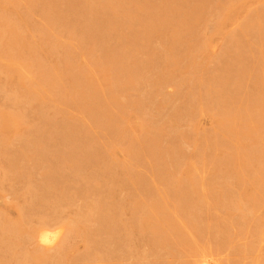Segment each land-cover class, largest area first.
Instances as JSON below:
<instances>
[{
	"label": "rangeland",
	"instance_id": "374dc122",
	"mask_svg": "<svg viewBox=\"0 0 264 264\" xmlns=\"http://www.w3.org/2000/svg\"><path fill=\"white\" fill-rule=\"evenodd\" d=\"M81 1L82 0H0V60L2 61H0V85L3 84L2 88L5 87V90H1L0 87V167L4 168H2L3 170H0V223L2 222L0 225H3V217H5L7 220L18 219L20 217V212H17V210L19 211V207H23L24 211L26 212V216L22 220V224L24 223L23 225L26 226L33 221V214L36 212L45 213L54 209L60 210L61 212L65 213L64 216H67L70 215V213L80 204L82 205L85 203L89 205L88 208L89 210L91 208L90 212L93 213H91L92 217L89 221L90 231L88 233V241L87 245H85L84 243H81V241H83L81 238H75V240L77 239L76 242L74 240L71 246L72 249L71 247L69 249L71 251L73 250L72 254L71 251L68 254V257L71 258L69 262L70 264H89L91 256L88 255V252L94 254L95 256L99 254L102 255L104 252L112 254L110 257H106V255H104V259L100 264H127L134 260L135 255L143 252L145 255L146 253L147 255H150L152 253L159 252H161V255H164V241H169V239H164L163 236L155 234V231L160 228L162 224L155 219L144 224L142 223V220H138L135 215V211L139 208H142L146 202H150V198H156L140 197L143 193L141 179H144L145 181L148 180V182L151 184L153 182L152 185L154 186L152 187H155V191L160 186V191L157 190V192L162 193L163 196L166 195L163 191L164 182L161 183L159 179H156L158 178V174H156L154 170H151L150 165H148L149 163H146V158H149L150 161L152 160L151 163L153 165L161 164L163 166H168L167 150L168 146L172 142H181V147L184 146V148L187 150L193 149L194 144L196 145L194 147L204 151L203 153L205 154L204 162L201 161L204 166L203 164L199 163L197 166L200 168L198 167V171L195 172H199V176L205 174L203 175L205 176V179H212L213 176L211 175L209 165L212 163L213 168L222 167L224 165L222 155H226L227 152H232L233 156L232 159H230V164L233 167H241L244 165V163L242 162L243 160H239V157L236 155V151L239 149L238 147H240L239 150L242 149V152H255L259 149V142H256L254 139L244 138L243 141H240V145H238L237 140H235V135H230V141L225 139L222 135L227 134L229 128L228 126L235 125L233 114L240 112L242 115H245L246 110L244 108L246 106L248 109L253 108L252 106L256 108L257 106L261 108L264 107V91L260 92V83L255 84L256 74L260 80H264V72L262 74L261 71L264 65V57L262 61L261 58H258L259 49L255 47L263 43L264 49V30L259 35L252 34L250 32H245L243 34L240 33L239 38L230 43L227 42L226 39H222L223 41H221V36L223 35L224 31H230V29L232 30L235 27V24L238 25L237 22L243 18L248 9H250V11L248 10L249 14L244 19L247 21H253L255 23L258 22L262 17L261 14L258 15V11L264 8V4L261 5L258 3V1L264 3V0H243V2L233 4L234 6L232 5V7H230L232 12H229L228 9L226 10L228 14L226 12L223 14V18L221 19L222 25H220L222 26L220 28L221 31L216 35L213 34L214 31H212L213 29L211 23L209 24L211 15L209 13L210 10H208L210 3L214 2L215 0ZM193 1L194 3H192ZM29 3L31 4L30 6ZM90 4H104L107 10L101 9L99 14L96 12L89 16L85 14L84 10H79V12L74 11V13H72L70 9H65L67 5ZM158 4H160V6ZM254 5H257L256 9V6L254 7ZM233 7L235 8L234 10ZM112 8L115 10H112ZM229 13H232V15L229 16ZM206 16L210 18L208 19ZM142 18L146 21L141 20ZM195 19L196 21H194ZM11 20L12 22L10 23ZM240 21L242 22L244 20ZM44 24L49 25L50 27L46 28ZM27 28L34 32L33 34L36 39L39 37L42 38H39L40 42L38 45L35 44L31 36H28L27 42L22 41L21 35ZM40 29L43 30V33L41 34L38 32ZM48 29L56 34L59 39L73 38L74 42H76H72L71 44L66 43L67 53L69 52L72 57V61L69 62V64H62V53L58 52L57 50H55L56 52L47 51L46 54H40V47L42 45L51 43L53 40H55V38H57L54 37L51 31ZM205 29L208 30L206 31ZM233 30L238 31L237 26ZM189 31L194 33V39H197L195 36L197 34L200 35V37L203 36L202 38L204 40L206 38L208 39L205 40L207 41V48L205 50L206 52H204L203 58H196L198 61L206 60L207 62H204L206 64V68L205 65H202L199 69H193L190 66L189 60L186 59L187 43L185 41L188 42L189 40ZM199 32L204 34H199ZM79 36H82V38ZM99 36L109 39L106 49L109 51L114 49L115 54H113V56H109L106 53H98L93 48L90 49L92 46L91 41L94 39L93 37ZM115 37H118L116 39H121V43L119 45L115 44ZM14 39H16V43ZM65 40L63 41L65 42ZM63 41L59 40L58 42ZM226 46H229V48L228 51L224 53L222 59L220 61L215 60L213 62V58L211 59L212 54H216L213 55L214 57L217 56ZM93 52H95V55H92ZM245 53L248 54L247 59L250 65L243 67L241 59L246 57ZM84 57L86 58L84 59ZM251 58L254 60H250ZM4 59H6V61ZM17 59L19 61L16 62V65L13 62ZM81 59L85 60L86 62ZM211 60L213 64L211 68H209L208 62H211ZM256 61L258 62L255 64V66H253ZM50 65H54V67L57 68V77L54 75V73L50 74L45 72L44 75L40 77V83L34 82V86L30 88L29 92L25 93L23 86L26 84L29 85V82L32 80L30 77L33 75L37 78L38 74L40 75L41 70L46 69ZM93 66L94 69L92 68ZM135 69L142 71L143 74L146 75V77L150 80L154 79L156 74L161 73L165 78L167 77L170 79L179 80L178 83L180 84V86L177 84L175 88L171 87L170 83L166 82V80L160 84L161 96L154 99L153 101H150L149 104L147 103L149 108L146 110L145 120H147L152 128H149L148 133L145 132L142 134L140 130L142 118L139 108L134 107L131 101H126L124 99V95L130 91L128 86V77L135 72ZM77 70H81L84 77H87L90 81H92V85L96 88L95 92L86 88V85L84 86L74 77V74ZM112 73L114 74L112 75ZM50 81H53V83H50ZM140 84L142 87H144L146 82L141 79ZM110 86L112 89L111 92L116 100L110 99V95L108 94V102H105L103 94ZM227 87H237L240 92L239 94L230 93L231 95H229L225 93V89ZM8 90L10 92L13 91L15 95L18 96L19 103H11V100L9 99L10 96L7 95ZM181 91L183 93H181ZM184 95L186 97H183ZM54 103L55 105H52ZM14 105H17V107H14ZM199 105H201L202 109L204 108L203 111ZM39 106L41 108H38ZM106 110L112 113V115L109 117L106 116L107 118H105L102 114L103 111L105 112ZM6 112H8L7 115ZM128 113H130V116ZM226 116H230L229 121L225 122L224 127H220V125L216 123V120L225 118ZM95 118H99V122L105 124L108 122L113 123L114 120H117L118 118L124 121L123 123L125 128L130 134H132L130 135L132 137V141L130 140L129 145H122L117 141L109 144L107 146V149L109 148L107 153L110 152V150L112 151L109 153L107 158L110 157V159H115L122 165H130L132 163L133 169L140 175L139 180L134 179V183L129 182L124 184V186L119 181V177L113 179L95 176L90 178L87 183L82 182L76 184L75 175L78 174L79 176H84L93 167V157L92 155H89L90 151L87 152L84 144H93L95 142L104 144V141L107 140L106 134L102 132L100 125L97 124ZM84 119L87 121L85 122ZM63 120L67 123H78L76 128L82 129L84 131V135L81 136L75 132L73 133L71 130L61 131V128L59 127L61 121L63 122ZM127 120L129 124L127 123ZM129 125L132 127L131 129L135 131L137 136L134 134V131L130 129ZM247 126H249L248 121ZM171 128L180 133L179 138L176 137L174 139L173 134L170 132ZM195 128H199V131L196 129V131L199 133H196L197 135L195 134ZM207 128L210 129V131ZM214 129L218 131V133H216V131L214 132ZM203 132L205 136L203 135ZM148 138H150V140ZM100 140H102V142ZM150 142H152L151 144L154 146V151L159 153L158 158L155 157L154 152L149 151L148 147H146V143ZM235 143L237 144L236 146ZM117 147L121 151L118 150ZM236 147L237 150H235ZM125 148L130 150L133 159L136 157V155L138 157L140 156L142 159V162H140L141 164H133V159L130 158ZM141 148L144 149L142 150ZM122 158H124L123 161ZM124 160L127 162H124ZM121 169H119L120 173L122 171ZM65 172H69L70 177L73 175L74 177H72L70 181L62 182L60 181L59 175H62ZM148 174L151 178L148 176ZM52 177L54 178L53 180H51ZM251 178V174L246 175L245 181H247L243 183L245 184L244 187L243 184L235 186V188L237 187V190L241 194L240 197L242 196L240 198L241 201L243 203H247H244L243 205L244 207L246 204V208L250 205V197H248V195L245 193L251 192L249 185ZM27 187L48 189L50 191V196L52 193L59 194L60 192H65V195L63 197H23L21 193ZM219 189V185L216 184L213 187V191L216 192V195H209V190L205 193L206 196H208L201 198V200H203L202 206L204 209H209L211 204V207L215 208L212 209L210 207V210H208L210 215L214 217H218L223 214L219 207L220 205L218 204H220L221 200H224L225 197L219 198V194L217 195V193H219ZM108 192H111L113 197H108ZM6 193H9L8 196ZM163 196L156 199L163 203L167 198V196ZM172 197L173 196L170 194V196L166 199L169 207L167 208L168 210H166L165 215H168L172 218L176 215L178 219H182V207H184L183 202L187 197H173V199ZM131 198H133V200H131ZM238 198L239 197H230L231 201L234 202V205L238 203ZM205 199L211 200H209L210 202H205ZM111 203L114 205L112 206ZM206 204H208L209 207L206 206ZM216 204L217 206L213 207ZM238 204L240 205V203ZM262 204L260 203V206L258 205L259 207L256 206V209L258 208L257 210L253 208V210H251L253 213L251 214L253 216L250 214L249 217L252 216L257 218L260 215V217H264V207ZM175 206L178 210L176 214ZM217 207L218 212H215ZM259 209L261 212H259L257 215L256 213ZM169 210L173 211L174 215ZM187 210H189V208H187ZM215 213L219 214L216 215ZM178 219L177 221H179ZM204 219L205 222H207L208 219L206 217ZM103 221L111 223V226H106L104 228L101 227V223ZM122 223L130 225L126 237L120 236V234L125 232L124 227L126 226ZM233 234L234 233H232L230 237L233 238L232 242L235 241L234 248L237 247L240 251H242L244 248V246L242 247V245H244L243 243L249 242V234H245L244 232L235 233L234 236ZM242 234L245 235L241 237ZM1 236L2 230L0 228V238ZM239 239H243V243H240L241 241H239ZM97 243H102V245L97 247ZM238 243H240L239 247ZM84 245L86 247H84ZM1 247L0 264L6 261V252L8 251L6 249V252H4L5 250L3 249L5 248L3 245ZM175 247L178 249V247L175 245L172 247L171 253H176V251L173 250ZM145 248H147L146 251L144 250ZM263 248L264 246H262V251L264 250ZM88 249L90 251H88ZM168 249L171 250V247H168ZM262 251L259 253L260 256ZM172 255V258L169 257L167 260L170 262L166 264H178V260H176L177 254ZM263 256L264 255H262V257ZM77 257L80 259L76 260ZM244 259L245 258L242 256L238 257L236 263L239 264L241 262L240 264H248L249 260L244 261ZM200 264H210V261H202Z\"/></svg>",
	"mask_w": 264,
	"mask_h": 264
},
{
	"label": "bare ground",
	"instance_id": "6f19581e",
	"mask_svg": "<svg viewBox=\"0 0 264 264\" xmlns=\"http://www.w3.org/2000/svg\"><path fill=\"white\" fill-rule=\"evenodd\" d=\"M50 1H52V0H50ZM81 2H83V0ZM239 2H243V0H215L214 2L210 3V5L208 7L209 8L208 10H210L209 13L211 15L210 16L211 19H210L209 24L211 23V26H212V29H213L212 31H214L213 34L216 35L218 32L221 31L220 30V28L222 27V26H220V25H222L221 24V19L223 18L222 16H223V14H225L226 10L229 9V12H230L231 11L230 10V7H232L233 4H236V3H239ZM32 3H33V1H32ZM192 3H194V1ZM258 3H260L261 5L264 4V3H261L260 1H258ZM22 5H24V4H22ZM30 5L31 4L29 3V6ZM41 5H43V4H41ZM158 5L160 6V4H158ZM257 5H259V4H257ZM257 5H254V7L256 6L255 9L257 8ZM48 6H49V4H48ZM3 9H5V8H3ZM44 9H45V7H44ZM65 9H70L72 13H74V11L75 12H79V10L80 11H83L84 10L85 14L86 15H89V16L92 15V14H94V13H96V12L99 14V12L101 11V9L107 10L106 9V6L104 4H100V5L99 4H90V5H67V7H65ZM196 9H197V7H196ZM234 9L235 8L233 7V10ZM112 10H115V9L112 8ZM248 10L250 11V9H248ZM248 10L246 11L247 14L245 13L246 15L244 14L243 18L240 19V20H244V21L241 22L239 20L240 23L238 21L237 22L238 25L235 24V27L234 28H236V26H237L238 31L233 30L234 28L232 30L230 29V31L229 30L228 31H224L223 35L221 36V41H223L222 39H226V41L230 43V42H232L234 40H237L239 38V34L240 33L243 34L245 32H250L252 34H258L259 35V34H261V32H263V30H264V8H262V9H260L258 11V15L261 14L262 17L256 23L253 22V21H247V20L244 19L249 14L248 13L249 12ZM32 12H33V10H32ZM98 14H97V17H98ZM195 14H197V13H195ZM230 15H232V13L231 14L229 13V16ZM146 19H147V17H146ZM141 20H144V19L142 18ZM200 20H201V18H200ZM144 21H146V20H144ZM194 21H196V19ZM11 22H12V20L10 21V23ZM44 26L46 28H49L50 27L49 25H46V24H44ZM95 26H97V25H95ZM195 26H196V24H195ZM73 27H71V28H73ZM63 28H65V27H63ZM208 29H205V30L207 31ZM36 30H38V29H36ZM67 30H68V28H67ZM49 31H51V30H49ZM38 32L41 34V33H43V30L40 29ZM203 32H204V30H203ZM33 33L34 32H32L29 28H27L22 33V35H21L22 41L23 42H27L28 41V36L29 37L31 36L32 37V40L35 42V44L38 45L39 42H40V40H39L40 37L36 39ZM51 33L53 34L54 37H57V35L54 34L52 31H51ZM192 33L193 32L189 31V33H188V35H190L189 40H188V42L185 41L187 43V56H186V59L189 60L190 66L193 69H199L202 65H205V68H206V64L204 62H207V61L206 60H204V61L203 60L202 61L199 60L198 61V60H196V58H199V59L200 58H203L204 52H206L205 50L207 48V41H205V40H208V39L206 38L204 40L202 38L203 36L200 37V35H198L197 33H196L197 35H195L197 37V39H194V33L193 34ZM199 34H202L203 35L204 33H200L199 32ZM164 36H165V34H164ZM80 38H82V36ZM93 38L94 39L91 41V45L92 46L90 47V49L93 48L98 53H103V54L106 53L109 56H113V54H115V50L114 49L112 51H109V50L106 49V45H107L109 39H107V38H105L103 36L102 37L101 36H99V37H93ZM116 38H118V37H115V41H116L115 44L116 45H119L121 43V39H116ZM40 39H42V38H40ZM65 39H62V38L59 39V37H57L51 43H48V44L46 43L45 45H42L40 47V54L42 55V54H46L47 51L50 52V51L57 50L58 52H61L62 53L61 54L62 64L63 65L69 64V62L72 61V59H71L72 57H71V55H70L69 52L67 53V49H66L67 48V44L66 43H70L71 44L72 42H74V40H73V38H65ZM83 39H84V37H83ZM14 40H15V43H16V39H14ZM59 40H62V41L65 40V42L64 41H63L64 43L63 42H58ZM165 42H164V44H165ZM74 43H76V42H74ZM222 43H220V44H222ZM255 47H257L259 49V56H258V58H261V61H262V59L264 57L263 43L261 45H259V46H255ZM86 48H87V46H86ZM228 48H229V46L228 47L226 46L224 49L222 48L223 50L221 51V53L220 52H217V53H220V54H218L215 57L213 55H216V54H212V56L210 54L211 59L213 58V62L215 60L220 61L222 59L224 53H226L228 51ZM219 49H217V50H219ZM94 53L95 52H93L92 55H95ZM245 54H246V57L244 56L245 58L241 59V61H242L241 63L243 65V67H246V66H249L250 65V63H249V61L247 59V55L248 54L247 53H245ZM85 58L86 57H84V59ZM4 60L6 61V59H4ZM81 60H83V59H81ZM250 60L253 61L254 59L251 58ZM18 61L19 60L17 59L13 63L16 64V62H18ZM83 61L86 62L85 60H83ZM218 61H216V62H218ZM257 62L258 61H256L253 64V66H255V64ZM21 63H23V62H21ZM208 63H209V66L208 67L211 68V66L213 64L212 63V60H211V62H208ZM79 64H80V62H79ZM92 68L94 69V66ZM56 69L57 68H55L54 65H50L46 69L41 70V73H40V75L38 74L37 78L35 76H33V75H32V77H30L27 74L32 80L29 82V85L26 84L25 86H23V89H24L25 93L26 92H29L30 88H32L34 86V82L40 83V80H41L40 77L43 76L45 72L46 73H50V74L51 73H54V75L56 76L57 75ZM261 71H262V74H263V72H264V65H263ZM113 74L114 73H112V75ZM197 74H198V71H197ZM197 74H195V75H197ZM184 76H185V74H184ZM74 77L79 82H81L84 86L86 85L87 86L86 88H88V89H90V90H92L94 92L96 91V88L92 85V81H90L89 78L84 77L83 72L81 70H77L76 73L74 74ZM128 78H129L128 79V86H129L130 91L127 94L124 95V99L126 101H131L133 103V106L134 107H138L139 108V111H140V114H141V118H142L141 124H140L141 134L142 133H145V132L148 133L149 132V128H152V127L149 125V123L147 122V120H145L146 110L149 108V106L147 105V103L149 104L150 101H153L154 99H156V98H158V97L161 96V86H160V84H162L163 82H165V80H166V82H169L170 85H171V87H173V88H175V86L177 84H179L178 83L179 80H177V79H170V78H167V77L165 78L161 73L156 74L155 78L152 79V80H150L149 78L146 77V75L143 74L142 71H139V70H136V69H135V72L132 75H130ZM255 78H256L255 79V81H256L255 84L256 83L257 84L260 83V87H261V91L260 92L264 91V80L263 79L260 80L257 77V74H256V77ZM116 79H118V78H116ZM141 79L146 82V85L144 87H142L141 84H140V80ZM24 80H25V78H24ZM195 80H196V78H195ZM50 83H53V81H50ZM208 85H209V83H208ZM2 86H3V84L0 85L1 90H5L4 89L5 87L2 88ZM179 86H180V84H179ZM45 87H46V85H45ZM65 88H67V87H65ZM245 89H246V87H245ZM176 90H178V89H176ZM225 90H226L225 93H227L229 95H231L230 93L239 94V92H240V90L237 87H230V88L227 87ZM99 91H100V89H99ZM111 91H112L111 86L105 90V92L103 94V98H104L105 102H108L107 101L108 100V98H107V95L108 94L110 95V99L116 100V98H114V95L112 94ZM181 93H183V92L181 91ZM233 94H232V96H233ZM7 95L10 96L9 99L11 100V103H13V104L19 103L18 96H16L13 91L10 92L8 90ZM54 97L57 98L56 96H54ZM183 97H186V96L184 95ZM235 97H237V96H235ZM52 105H55V103L52 104ZM172 105H174V104H172ZM246 105H243V106H246ZM252 105H253V103H252ZM15 106L17 107V105H14V107ZM199 106L202 109L201 105H199ZM239 106H240V104H239ZM177 107H179V106H177ZM252 107L253 108H249V109H248L247 106L245 108L243 107L246 110V114L245 115H242L240 112H238L236 114H233V120L235 121V125L234 126H228L229 128H228L227 134H223L222 135L228 141L231 140L230 139V135H235V140H237L238 145H240V143H241L240 141L241 140L243 141L244 138L254 139V140H256V142H259L260 147L255 152H246L244 150H243L244 152H242V149L239 150L240 147H238L239 148L238 150H237V147H236V149H235V150H237L236 151V155L239 157L238 159L239 160L242 159L243 160L242 162L244 163V165L241 166V167H233L230 164V162H231L230 159H232L233 153L232 152H227L226 155H222L223 160H224V165L222 167L213 168L212 163H210L209 168H210V172H211V175L213 176V178L212 179H205V176H203L205 174L202 173L203 175L201 174L202 176H199L198 175L199 172L196 173L198 171V167H199L197 165H199V163H201V161L204 162V156H205V154L203 153L204 151L198 149L197 147H194V146H196L194 144H193V149H191V147H190L191 150H187V149L184 148V146L181 147V145H182V144H180L181 142L178 143V142H175V141L172 142L168 146V150H167V152L169 153V154L167 153V155H168V166H163L161 164L153 165L151 163L152 160L150 161L149 158H146L145 157L147 159V162L146 163H149L148 165H150L151 170L152 171L154 170L156 172V174H158L157 175L158 178H156V179H159V181L161 183L164 182L163 183V186H164L163 187L164 188L163 191L165 193L164 192L163 193L166 194V195L163 196L162 193L157 192V190H159L160 186L155 191V189H154L155 187L154 188L152 187V186H154V185H152L153 182L151 184L150 182H148V180L145 181L144 179H141V184L143 185V193H142V196H140V197H156V198H158V197H162V196L163 197H166L167 196V198H168L170 196V194H171V196H173V197H187V198L183 202L184 207L181 206L183 208L182 215H181V218L182 219H180V218L178 219L176 215L173 216V218L172 217H169L168 215H165L166 214V210H168L167 208L169 207L168 202L166 201L167 198L166 199L163 198V199H165V201L163 203H161L160 201H158L156 198H152V199L150 198V202H146V204H144L142 206V208H139L136 211L134 210L135 211L136 218H138V220L139 219L142 220V223H144V224L145 223H148L149 221H151L153 219H155L156 221H159V223H161L162 225L160 226V228H158L155 231L156 232L155 234L156 235H159V236H163L164 239L165 238H168L169 241H164V247H163V251L165 250V254L163 253L164 255H161V252H159L160 254L159 253H152L150 255H147V253H146V255H145V254H143L144 253L143 252V253H139V254L135 255L134 260L132 262L129 261L130 263H127V264H157V263L158 264H166V263L170 262V261H167V260H168L169 257L173 256L172 254H177V259L176 260H178V264H200L202 261H206V260L210 261V264H237L236 263L237 258L238 257H241V256L243 258L247 259V260L244 259V261H248L249 260L248 264H264V256L262 257V255H264V250L262 251V246H264V217H260L261 215L258 216L257 218L256 217H252L253 216L252 215L253 213L251 211V210H253V208L256 209V206L259 207L260 206L259 205L260 203L261 204L263 203L262 206L264 207V135H263L264 134V109H263L264 107H262V108L261 107H258V106H257V108L254 107V106H252ZM38 108H41V107L39 106ZM171 108H172V106H171ZM9 109H11V108H9ZM203 109H202V111H203ZM12 110H13V108H12ZM39 111H40V109H39ZM149 111H150V109H149ZM169 112H168V116H169ZM172 112H173V110H172ZM7 113L8 112H6V115H7ZM102 114H103V116L105 118H107L110 115H112V113H110L107 110L105 112L103 111ZM129 114L130 113H128V115ZM117 115H119V114H117ZM137 115H135V116H137ZM38 116H40V115H38ZM201 116H204V115H201ZM121 117H123V116H121ZM229 117L226 116L225 118H220V119L216 120V123L218 125H220V127H224L225 126V122L226 121H229V119H230ZM95 119H96L97 124L100 125V129L102 130V132L106 134L107 140L104 141V144H102V143L99 144V143H96V142L93 143V144L92 143H90V144L89 143L84 144V147L86 148L87 152L90 151L89 155H92V157H93L92 158V162H93L92 165H93V167H92V169H90V171L88 173H86L84 175L85 177L83 175H81V176H79L78 174L75 175V177H76V179H75L76 184H79V183H82V182L87 183L90 178L95 177V176H102L103 178L108 177V178H113V179L119 177L118 179L122 183V185L127 184L129 182L134 183L133 182L134 179H138L139 180L140 179L139 178L140 175L133 169V165L131 163L132 161L130 162L131 163L130 165H122L121 163H118L117 160H115V159L114 160L113 159H110V157L107 158V156H109V153H111V151H112V150H110V152L107 153V151L109 150V148L107 149V146L109 144H111V143H113L115 141L119 142V144H122V145H126V144L129 145V143H130V140L132 138L130 135H132V134H130L128 132V130L125 128L124 123H123L124 121H122V119H119L118 118L117 120H114L113 123L108 122L107 124H105V123H100L99 122V120H100L99 118L98 119L95 118ZM64 120H63V122L61 121V124H60V127H59V128H61L60 129L61 131L71 130V131H73V133L75 132L76 134H80L81 136L84 135V131L82 129L76 128L78 123L77 124L75 122L67 123ZM125 120H126V118H125ZM84 121H85V119H84ZM247 121L249 123V126H247ZM127 123L129 124L128 120H127ZM88 125L90 126L89 123H88ZM172 125H173V123H172ZM58 126H59V124H58ZM129 127H130V125H129ZM131 128L132 127H130V129ZM192 129H194V128H192ZM196 129L197 128H195V131H196ZM198 129H197V131H199ZM208 130L210 131V129H208ZM132 131H134V130H132ZM197 131L195 132V134L198 133ZM215 131L216 130L214 129V132ZM170 132L173 134L174 139L176 137L179 138V136H180V133L179 132L175 131L173 128L170 129ZM204 132H205V129H204ZM204 132H203V135L205 136ZM91 133H93V132H91ZM216 133H218V131H216ZM134 134H135V131H134ZM135 135H133V136H135ZM49 136H50V134H49ZM148 139L150 140V138H148ZM183 139H185V138H183ZM183 139H182V141H183ZM51 140H52V138H51ZM89 140H90V138H89ZM205 140H206V138H205ZM100 141L102 142V140H100ZM48 142H49V140H48ZM189 142H190V140H189ZM151 143L152 142L146 143V147H148L149 151L154 152L155 157L158 158L159 157V153H156V151H154V146ZM195 144H196V142H195ZM236 145L237 144L235 143V146ZM242 148H243V146H242ZM115 149H116V147H115ZM118 150H120V149L118 148ZM125 150L129 154L130 158L133 159L132 156H131L130 150L129 149H126V148H125ZM66 151H67V149H66ZM216 152H217V148H216ZM216 152H215V154H216ZM113 154H114V152H113ZM128 154H127V156H128ZM143 155H145V154H143ZM123 159L124 158H122V161H123ZM125 159H127V158H125ZM213 161H214V159H213ZM124 162H127V161L124 160ZM140 162H142L141 157L140 156L138 157L136 155V157H134V159H133V164H141ZM64 163H65V161H64ZM201 164H203V163H201ZM0 166H1V164H0ZM203 166H204V164H203ZM203 166H202V168L204 169ZM248 166L249 167L251 166V167L249 168ZM2 168L0 167V170H3L4 169V168L3 169ZM40 168H42V167H40ZM45 168H47V167H45ZM56 168H58V167H56ZM119 169L122 170L121 173H120ZM139 169H141V168H139ZM50 171H51V169H50ZM142 171H144V170H142ZM1 172H4V171H1ZM69 172H70V170H69ZM69 172H65L62 175H59L60 181H62V182L70 181L72 179V177H74V175L72 177H70V173ZM249 174H251V176H252L251 181L249 182L251 192L248 193L245 190V192H246L245 194H247L248 197H250L249 198V204L250 205L247 206V208H246L245 206H246L247 203L244 202L246 204L243 207L244 203L240 199L242 196L240 197L241 194L237 190V187L235 188V186L242 185L244 182H246L247 181V180L245 181L246 175H249ZM148 176L150 177L149 174H148ZM53 177H52L51 180L54 179ZM28 178H29V176H28ZM153 179H154V176H153ZM53 184H54V182H53ZM216 184L219 185V188H220L219 189V193H217V195L219 194V198L225 197V199L224 200H221L220 204H218V205H220L219 207H220V209L222 210V213H223L221 216H218V217L217 216L216 217L211 216L210 215V212L208 211V210H210V207H211L212 204L210 205V203H209L210 207L208 206V204H206V206H208L209 209L208 208L204 209L203 206H202V201L203 200H201L202 197H207L208 196V195L206 196L205 193L207 191H209V190H210L209 195H211V196H213L214 194L216 195V192L213 191V187ZM158 185H160V184H158ZM244 185L245 184H243V187H244ZM247 187H249V186H247ZM21 188H23V187H21ZM18 191H20V190H18ZM215 191H216V189H215ZM49 193H50V191L48 189H42V188H38V187L37 188L27 187L21 193V195L23 197H63L65 195V192L64 193L63 192H60L59 194L52 193L51 196H50ZM8 194H7V196H8ZM18 194H19V192H18ZM107 194H108V197H113V195H112L111 192H108ZM66 197H68V196H66ZM72 197H74V196H72ZM173 197H172V199H173ZM230 197L231 198L232 197H239L238 198V203H240V205L236 201L235 202L237 204L235 203L236 205H234V202L231 201ZM131 200H133V198H131ZM179 200H181V199H179ZM209 200H211V199H209ZM209 200L205 199V202H207V201L210 202ZM111 204H112V206L114 205L113 203H111ZM241 204H242V206H241ZM180 205H181V203H180ZM215 206H217V204L214 205L213 207H215ZM88 207H89V205H87L85 203H83L82 205L80 204L76 209H74L70 213V215H67V216H64L65 213L61 212L60 210H54V209L49 210L48 212H45V213L36 212V213L33 214V219H32L33 221L31 223L27 224L26 226L23 225L24 223L22 224V220L26 216V212L24 211L23 207L22 208L19 207V211L17 210V212H20V217L18 219H8L7 220L5 217H3V225H0V228L2 230V236L0 238V247L3 245V247L5 248V249H3V250H5L4 252H6V249L8 251L6 252L7 253V255H6V258L7 259L2 264H68L70 262V259H71V258L68 257V254L71 251L69 249L72 246V243L75 240V238H81V240L84 241V242L81 241V243H84L85 245H87L88 233L90 231L89 221H90V219L92 217V214H93L92 212H90L91 208L89 210ZM175 208H176V206H175ZM187 208H189V210H187ZM212 209H215V208H212ZM217 209H218V207L216 208V211L215 212H218ZM256 210H255V212H256ZM175 211H176L175 212V214H176L178 212L177 208H176ZM170 212L173 213V211H170ZM213 212H214V210H213ZM259 212H261L260 209L258 210V212L256 214L258 215ZM217 214H219V213H217ZM250 214L252 215L251 217H249ZM94 215H96V214H94ZM173 215H174V213H173ZM174 217L176 218V220H175ZM205 217L208 219L207 222H205V219H204ZM177 219L179 221H181V222L177 221ZM123 225H126V224H123ZM106 226H108V227L111 226V223H109L107 221H103L101 223V227L104 228ZM129 228H130V225H126L124 227L125 232H123L122 234H120V236H123V237L125 236L126 237L128 231H129ZM241 232H244L245 234H249V236H250L249 242H246V243H243V239L242 240L239 239V241H241L240 243H243L244 244V245H242V247L244 246V248L242 249V251H240L237 247L234 248L235 247L234 246V242L235 241L232 242V239L233 238L230 237L232 235V233H234L233 234V236H234L235 233H241ZM245 234H242L241 237H243V235H245ZM146 235H147V233H146ZM235 238H236V236H235ZM244 239H247V238H244ZM76 240H75V242H76ZM240 243H238V247H239V244ZM79 245H80V243H79ZM85 245H84V247H86ZM101 245H102V243H97L96 246L97 247L98 246L100 247ZM173 245L174 246L176 245L178 247V249L176 247L173 248V250L176 251V253L175 252L174 253H171L172 247H174ZM236 246H237V242H236ZM168 247H171V250H169ZM71 249H72V247H71ZM146 249L147 248H145L144 250L146 251ZM72 251H71V254H72ZM88 251H90V250L88 249ZM260 251H262L261 256L259 254ZM88 253H89L88 255L91 256L90 257V263L89 264H100L103 261V259H104V255H106V257L107 256L110 257L112 255V254H110L108 252H104L102 255L99 254L97 256H95L94 254H91L90 252H88ZM73 257H74V254H73ZM77 259H80V258L77 257L76 260ZM240 260H241V258H240ZM171 262H172V260H171ZM243 264H245V263H243Z\"/></svg>",
	"mask_w": 264,
	"mask_h": 264
}]
</instances>
